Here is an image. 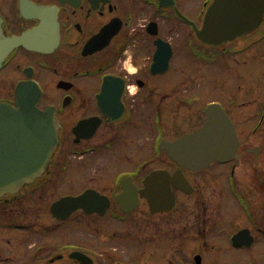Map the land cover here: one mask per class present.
<instances>
[{"label": "flooded vegetation", "instance_id": "flooded-vegetation-1", "mask_svg": "<svg viewBox=\"0 0 264 264\" xmlns=\"http://www.w3.org/2000/svg\"><path fill=\"white\" fill-rule=\"evenodd\" d=\"M213 2L0 0V39L48 43L10 48L0 101L35 86L59 139L45 171L0 196V264H264V67L245 71L264 63V18L205 42L196 26ZM203 60L222 66L220 97L197 91ZM213 103L235 126V153L188 166L164 144Z\"/></svg>", "mask_w": 264, "mask_h": 264}, {"label": "water", "instance_id": "water-1", "mask_svg": "<svg viewBox=\"0 0 264 264\" xmlns=\"http://www.w3.org/2000/svg\"><path fill=\"white\" fill-rule=\"evenodd\" d=\"M264 15V0H215L206 14L200 38L219 43L256 27ZM26 37L0 39V65L6 54ZM5 43V44H4ZM4 49L2 51V46ZM46 49L47 42H35ZM17 106L0 102V195L16 190L47 168L58 143L57 124L51 112L38 106V92L30 83L17 88ZM225 115L209 113L205 124L167 146L187 165H206L234 153L235 133Z\"/></svg>", "mask_w": 264, "mask_h": 264}, {"label": "rangeland", "instance_id": "rangeland-1", "mask_svg": "<svg viewBox=\"0 0 264 264\" xmlns=\"http://www.w3.org/2000/svg\"><path fill=\"white\" fill-rule=\"evenodd\" d=\"M201 1L202 0H198V4H200ZM263 67H264V63L256 60L252 62V64L249 67L245 68V71L248 72V74L252 78H254L256 70ZM240 70L244 71V69H240ZM223 73L224 72L221 64L218 66H214V68H207L204 63V60L202 61V69L198 71L196 87L198 93H200V95L204 100L221 96V87H222L221 79Z\"/></svg>", "mask_w": 264, "mask_h": 264}, {"label": "clouds", "instance_id": "clouds-1", "mask_svg": "<svg viewBox=\"0 0 264 264\" xmlns=\"http://www.w3.org/2000/svg\"><path fill=\"white\" fill-rule=\"evenodd\" d=\"M138 65H135L132 61V55L131 53L128 54L127 59L123 62V68L128 72V73H137L139 71ZM127 90L130 94H136L140 89L139 85L135 82H127L126 83Z\"/></svg>", "mask_w": 264, "mask_h": 264}]
</instances>
